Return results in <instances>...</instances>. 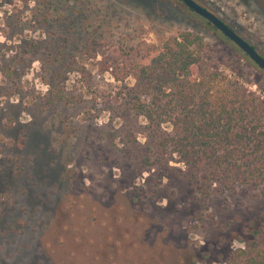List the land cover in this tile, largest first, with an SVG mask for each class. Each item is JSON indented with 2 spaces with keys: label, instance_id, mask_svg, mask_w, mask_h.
Masks as SVG:
<instances>
[{
  "label": "rangeland",
  "instance_id": "obj_1",
  "mask_svg": "<svg viewBox=\"0 0 264 264\" xmlns=\"http://www.w3.org/2000/svg\"><path fill=\"white\" fill-rule=\"evenodd\" d=\"M78 1L0 0V264H224L264 228V197L238 185L203 201L183 164L144 167L142 119L116 117L132 82L106 70L120 44L187 32L205 67L243 76L263 99L264 72L179 0H88L95 27L98 8L112 9L89 34L98 55L53 62L64 53L56 20ZM194 1L264 58V0Z\"/></svg>",
  "mask_w": 264,
  "mask_h": 264
},
{
  "label": "trees",
  "instance_id": "obj_2",
  "mask_svg": "<svg viewBox=\"0 0 264 264\" xmlns=\"http://www.w3.org/2000/svg\"><path fill=\"white\" fill-rule=\"evenodd\" d=\"M91 3L79 0L75 8L57 18L64 53L59 49L53 62L68 59L74 68V58L98 55L94 50L101 42L89 34L109 25L106 20H111L112 9L110 3L98 8L104 13L95 27ZM157 39L156 44L137 42L127 49L120 44V59L106 70L115 81L132 82L124 84L116 117L142 119L144 167L164 175L170 162L183 164L181 175L203 201L211 190L223 194L238 185L264 197V99L248 89L243 76L205 67L200 38L183 32ZM46 49L50 57V46ZM66 49L74 54L65 53ZM76 69L80 74L84 71ZM52 99L59 100L60 93ZM149 144L157 148V155ZM251 233L248 240H240L241 247L227 251L224 264H264V228Z\"/></svg>",
  "mask_w": 264,
  "mask_h": 264
},
{
  "label": "water",
  "instance_id": "obj_3",
  "mask_svg": "<svg viewBox=\"0 0 264 264\" xmlns=\"http://www.w3.org/2000/svg\"><path fill=\"white\" fill-rule=\"evenodd\" d=\"M195 15L203 19L213 30L220 32L229 42L234 44L258 69L264 72V58L244 39L236 34L230 27L216 15L202 7L194 0H179Z\"/></svg>",
  "mask_w": 264,
  "mask_h": 264
},
{
  "label": "flooded vegetation",
  "instance_id": "obj_4",
  "mask_svg": "<svg viewBox=\"0 0 264 264\" xmlns=\"http://www.w3.org/2000/svg\"><path fill=\"white\" fill-rule=\"evenodd\" d=\"M212 13V12H211ZM222 21V20H221Z\"/></svg>",
  "mask_w": 264,
  "mask_h": 264
}]
</instances>
